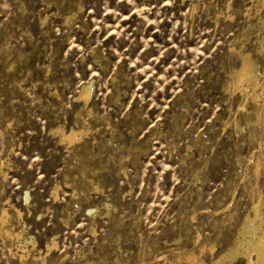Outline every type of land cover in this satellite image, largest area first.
Returning <instances> with one entry per match:
<instances>
[{
    "label": "rangeland",
    "instance_id": "1",
    "mask_svg": "<svg viewBox=\"0 0 264 264\" xmlns=\"http://www.w3.org/2000/svg\"><path fill=\"white\" fill-rule=\"evenodd\" d=\"M254 203L264 0H0V264H244Z\"/></svg>",
    "mask_w": 264,
    "mask_h": 264
},
{
    "label": "bare ground",
    "instance_id": "2",
    "mask_svg": "<svg viewBox=\"0 0 264 264\" xmlns=\"http://www.w3.org/2000/svg\"><path fill=\"white\" fill-rule=\"evenodd\" d=\"M247 66L243 61V67L241 69L243 72H240V73L244 74L246 76V78L250 77V75L252 76V72L250 71V69ZM89 89H90L89 85H83L80 89L79 96L83 97V98L88 97ZM73 132L70 131L68 133H61L60 136L63 138V140L68 139L67 141L72 142L74 140V137H75V133H73ZM259 205L260 204H258V203H254L251 207L252 212H253V216L251 218H249V216H247L245 218L246 224L245 225L243 224L244 226L242 228V233H244L247 236V239L239 241L237 244V247L243 246V252H242L243 256L242 257L244 258V264H264V230L262 232H260V231L258 232V229L260 228L261 223L264 221H263V218L261 216L262 213H260V209H259L260 206ZM2 212H1V214H3ZM3 215L0 216V224H2V225H3V222L5 220L3 218ZM243 241H244V243H243ZM233 252H234V249H233ZM228 254H230V250H229ZM226 257H227V255H226ZM230 257H231V255H230Z\"/></svg>",
    "mask_w": 264,
    "mask_h": 264
},
{
    "label": "clouds",
    "instance_id": "3",
    "mask_svg": "<svg viewBox=\"0 0 264 264\" xmlns=\"http://www.w3.org/2000/svg\"><path fill=\"white\" fill-rule=\"evenodd\" d=\"M238 90L239 89L235 85L225 88V92L229 95L235 94V92Z\"/></svg>",
    "mask_w": 264,
    "mask_h": 264
}]
</instances>
